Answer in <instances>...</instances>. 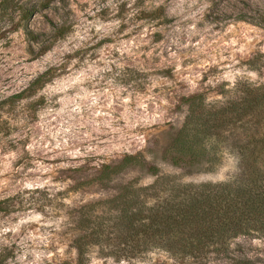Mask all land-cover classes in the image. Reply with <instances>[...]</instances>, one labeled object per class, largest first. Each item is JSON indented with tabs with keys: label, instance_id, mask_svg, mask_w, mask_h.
I'll list each match as a JSON object with an SVG mask.
<instances>
[{
	"label": "rangeland",
	"instance_id": "374dc122",
	"mask_svg": "<svg viewBox=\"0 0 264 264\" xmlns=\"http://www.w3.org/2000/svg\"><path fill=\"white\" fill-rule=\"evenodd\" d=\"M66 2L29 20L37 31L61 20L69 26L44 53L28 54L22 31L0 45V97L50 68L5 113L0 264H74L65 206L103 198L132 178L153 180L128 168L108 184L87 183L95 168L140 153L161 174L179 175L162 150L183 120L180 97L202 92L206 102L223 101L264 81V0ZM158 7L164 16L149 19ZM238 172V157L225 149L213 172L178 178L225 181ZM257 224L213 254L214 264H264V222ZM88 255L87 264H197L160 249L127 259L90 247Z\"/></svg>",
	"mask_w": 264,
	"mask_h": 264
},
{
	"label": "trees",
	"instance_id": "16d2710c",
	"mask_svg": "<svg viewBox=\"0 0 264 264\" xmlns=\"http://www.w3.org/2000/svg\"><path fill=\"white\" fill-rule=\"evenodd\" d=\"M66 3L0 0V45L22 31L28 54L44 53L69 26L61 20L47 31H37L29 20L42 10L57 12ZM150 12L149 19L164 16L159 7L146 13ZM260 19L258 23H264V16ZM49 73L47 68L20 91L0 97V138L10 130L7 110L30 89H37ZM236 93L214 102H206L202 92L180 97L183 120L162 150V158L179 168V175L161 174L140 153L124 154L115 163L95 168L87 183L108 184L128 168L141 169L153 180L140 184L132 178L103 198L65 206L74 264H87L90 247L127 259L160 249L175 258L209 264L226 242L260 230L257 222H264V81L243 84ZM225 149L239 159V172L233 178L179 180L180 175L213 172Z\"/></svg>",
	"mask_w": 264,
	"mask_h": 264
}]
</instances>
